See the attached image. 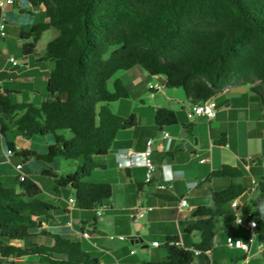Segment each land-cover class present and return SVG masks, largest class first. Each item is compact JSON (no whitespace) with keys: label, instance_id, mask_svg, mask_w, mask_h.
I'll return each instance as SVG.
<instances>
[{"label":"trees","instance_id":"1","mask_svg":"<svg viewBox=\"0 0 264 264\" xmlns=\"http://www.w3.org/2000/svg\"><path fill=\"white\" fill-rule=\"evenodd\" d=\"M30 2L45 5L48 21L20 34L22 53L52 66L48 96L40 105L13 103L12 92L0 91V133L7 148L24 161L82 158L84 163L73 174L59 175L52 169L42 172L54 180L55 195L72 189L81 210H97L112 197L110 183L85 179L103 167L117 134L138 124L135 114L126 118L112 109L114 103L130 97L120 80L110 90L109 82L116 73L139 66L152 77L164 76L166 87L182 89L192 105L212 99L225 87L249 85L264 108V0ZM49 30L57 35L38 55V42ZM154 122L163 130L177 125L179 119L174 110L160 108ZM12 128L25 139L52 134L54 143L45 155L17 151L8 139ZM193 128V123L186 125L190 133ZM64 131H69L71 138ZM211 176L232 182L213 193L210 205L193 213L195 221L185 232L198 233L200 243L187 250L178 236L167 237L166 259L142 264H194L195 251L214 249L225 206L241 198L246 189L237 182L243 177L239 169L224 166ZM16 185L19 191L0 181V264H19V260L30 258L38 264H103L80 242L43 229L38 219L49 217L57 208L40 199L38 183L29 178L21 182L16 177ZM258 191L264 194V177L258 182ZM250 217L257 219L262 235L264 208Z\"/></svg>","mask_w":264,"mask_h":264},{"label":"crops","instance_id":"2","mask_svg":"<svg viewBox=\"0 0 264 264\" xmlns=\"http://www.w3.org/2000/svg\"><path fill=\"white\" fill-rule=\"evenodd\" d=\"M24 1L16 0L13 6L1 12L7 22V37L0 40V91L1 93L12 92L11 98L14 95L25 94L27 89L33 95H37L38 87H48L49 74L52 69L48 63L37 60L35 55L23 56L22 61H18L19 65L16 67L9 62V58L13 57L11 54L13 46L8 40L10 29L15 30L20 36L32 26L48 21L44 4L35 5L28 0L30 7L23 8ZM15 8H18L20 14L19 23L10 22V15L16 18ZM23 43L22 41L19 44L21 50ZM43 53L44 51L38 52V55ZM179 90L176 89V92ZM212 99L218 107L217 117L213 121L203 118L191 121L188 112L193 105L186 95L185 99L177 95L167 96L168 102L181 105L180 110L172 105L170 107L157 106L148 116L144 113L135 114L138 118L137 126L125 133L117 134L110 153L103 160V167L95 170L102 173L104 182L101 183L112 185V197L97 210L88 211L78 207L75 193L71 194L62 190L59 196L55 193L48 194L51 200L45 202L53 204L57 210L49 217L38 219L43 229L80 242L85 251L98 258L103 264H142L145 261L165 260L166 250L165 253L157 254L156 258L150 256L149 239L154 232L165 240L167 237L178 236L181 246L192 250L196 244L200 243L198 233L186 234L185 232L187 226L195 221L193 213L201 206L210 205L213 193L226 189L232 182L230 178L212 177L211 174L224 166L239 169L243 177L237 182L246 189L241 198H247L250 202L253 196L260 193L258 182L264 177V108L260 98L252 92L251 86L237 85L222 91ZM160 108L174 110L179 123L163 130L160 129L154 122L155 112ZM2 114L3 109L0 108V115ZM190 123L194 124L192 133L187 130L184 138H181L182 131L186 130V125ZM140 129L142 131L138 135ZM14 130L17 135L12 142L16 150H33L30 142H24L27 139L23 138L15 128L11 129V131ZM161 131L168 133L172 139L170 150L165 149L168 142L163 143ZM131 133L134 135L131 136ZM195 138L198 139L197 145H195ZM149 140L154 142L152 161L156 170L163 169V174L147 184L144 159ZM186 144H191L192 150H187ZM8 150L1 145L0 181L5 186L12 179L16 181L17 172L14 165L19 163H14L13 159L17 158L16 155L12 163L7 162ZM9 164L14 167L13 172L9 171ZM48 169L59 174L54 168ZM23 173L29 178L24 169ZM161 184L167 185L168 188L160 190L159 185ZM241 198L237 199L240 214L246 209L245 205H241ZM71 199L75 202L70 203ZM182 199L187 201L188 207L180 209L178 204ZM259 208H264V203L260 206H253L249 212H246V216L256 212ZM231 209L235 212L232 206ZM98 212L101 215H98ZM227 217L228 213L225 210L220 223L221 230L227 229L225 242L228 236L243 240L237 228L225 220ZM233 220L235 221V216ZM85 234H89L90 238L87 239ZM119 236H124L131 244L132 239L140 240L139 249L144 254L143 258L133 259L137 253L129 248V241L111 239V237ZM46 242V240H40V243ZM154 242L157 240H152V247L160 249L161 244L158 242L160 246L155 247ZM18 245L23 246L24 244L19 243ZM231 250H235L237 254L227 258V261L230 264H236L243 257V252L236 249ZM251 252L252 257L249 264L253 262L264 264V255L260 252L259 244H254ZM213 254L214 249L196 256L194 264H214ZM30 259L37 261L34 258ZM30 259H21L18 263L26 264Z\"/></svg>","mask_w":264,"mask_h":264},{"label":"rangeland","instance_id":"3","mask_svg":"<svg viewBox=\"0 0 264 264\" xmlns=\"http://www.w3.org/2000/svg\"><path fill=\"white\" fill-rule=\"evenodd\" d=\"M23 8H29L28 0H25L22 5ZM14 15L16 18H14L13 15H10V22L12 23H19L20 18L19 17V11L18 8H15ZM28 18V17H26ZM25 18V19H26ZM24 20H22L23 22ZM39 21V20H38ZM57 35V32L55 30H49L45 32L41 38V40L38 42V52H43L45 50L46 45ZM8 40L12 44V56L15 57L18 61H22L23 59V53L22 50L19 47V44L23 41L20 36L18 35L15 30L10 29L8 32ZM120 80L123 82V84L127 87L130 97L128 99L120 100L113 105V110L115 113L120 112V114L126 118H129L131 114H137L140 115L141 113H144L146 116L149 115V113L156 108L157 106L162 107H170L171 105L177 108L178 110L181 109V105H178L174 102H168L167 96H181L185 99V92L180 89L176 92V90L170 89V88H159L154 77L149 75L145 70H143L141 67L137 66L129 71H120L116 73L113 78L109 82V88L113 91L114 89V83L115 81ZM38 93L37 95H33L32 92L27 89L25 94L23 95H14L12 97L13 102L17 103H23V102H31L36 105H40L48 96V87H38ZM165 93V94H164ZM169 127V126H168ZM129 130H123L120 131L122 133H125ZM142 130L140 129L138 132V135L140 134ZM63 134L67 138H71V133L69 131H64ZM17 132L10 131L8 132V139L10 141H14L16 138ZM129 135V134H128ZM134 135L131 133V136ZM27 141L30 142L32 145L33 151H37L39 154L45 155L48 153L49 146L54 143V136L52 134L46 135V136H40L36 135L33 136L31 139L24 140V142L27 143ZM1 145L3 147L7 148V144L5 139L2 137L0 133V149ZM14 160V163L19 162L23 164L25 172L28 174L29 179L34 180L36 183H39L41 188L43 189L40 199L43 201L51 200L50 197H48V194H54V187L55 183L54 180L44 175L42 172L43 170H46L48 168H54L58 170L60 175H68L73 174L77 171L78 167L81 166L84 161L82 158L78 160H66L64 158H58L53 163H45L41 161H37L35 159H31L29 161H24L23 158L17 157ZM8 166L9 171H14V167H12L11 164ZM259 180V177H258ZM85 181L88 182H95V183H101L104 182L102 173L94 172L91 177L86 178ZM7 186H14L18 189L19 187L16 185V181L14 179L11 180V182L6 183ZM66 190V192L73 194L74 191L70 188L63 189ZM68 196V195H67ZM241 205H245L246 209L243 213L241 211V216H246V212H249L253 206L256 205H262L264 203V195L261 193H257L255 196L252 197V201L250 202L247 200V198H241L240 199ZM225 210L228 213V217L225 219L227 222H230V225H234L238 232H240V237L243 240H246L248 237V233L245 232L240 226L235 224L234 216L235 212L232 211L230 204H227L225 206ZM53 213V212H52ZM234 221V222H233ZM131 233H133L132 228ZM226 230H219L218 237L216 239V243L214 246V254H213V262L214 264H230V262L227 261V258L230 256H234L237 254L235 250L228 249L224 242H225V236H226ZM157 232L153 233V236H150L149 239V249H150V256L153 258H156L157 254L165 253V239L161 237L160 235L156 234ZM132 236V235H131ZM155 239L157 242L161 244L160 249H154L152 247V240ZM36 242L38 241V238L35 239ZM127 241H129L127 239ZM129 248L131 250H134V252L137 253L136 256H134V260H140L143 258V255L140 251V249L133 246L130 241L128 242ZM26 264H38V261L35 260H28ZM251 264H257L256 262H253Z\"/></svg>","mask_w":264,"mask_h":264},{"label":"built area","instance_id":"4","mask_svg":"<svg viewBox=\"0 0 264 264\" xmlns=\"http://www.w3.org/2000/svg\"><path fill=\"white\" fill-rule=\"evenodd\" d=\"M16 0H0V10L1 12L8 7H11L15 4ZM7 37V22L6 20L2 17L0 14V40H3ZM9 62L14 66H18L19 62L16 58L11 57L9 58ZM0 86H1V81H0ZM231 86L225 87L223 91L228 90ZM217 112H218V107L217 103L213 100L210 99L208 101H205L200 104L193 105L189 112H188V117L191 121L203 118L208 121H213L217 117ZM162 140L163 143H167L166 150H170L171 148V143L172 139L170 138L169 134L166 132L162 133ZM154 145L153 140H149L147 142V150L145 151V159H144V165L147 169L146 173V179L145 182L147 184H150L155 178H156V167L154 162L152 161V154L154 152L152 146ZM16 154L8 150L6 153V160L8 163H12V159L14 158ZM15 170L17 172V177L21 182L25 181L27 178L26 175L23 173L24 166L21 163L15 164L14 165ZM168 188L167 185L161 184L159 185L160 190H166ZM75 201L73 199L70 200V203H74ZM179 208L183 209L188 207V203L185 199H182L179 202ZM232 208L235 210V224L244 228L247 233L248 237L246 240H241V239H236L232 236H228L226 238V245L227 247L231 249H236L240 250L243 252V257L238 260L236 264H249V260L252 257V246L254 244H259V249L260 252L264 255V232L261 235L258 230V221L255 218H251V215H247L245 217L241 216L239 213V203L237 200L233 201L231 203ZM98 215H101L100 212H98ZM87 239L90 238L89 234L84 235ZM112 240L118 239L119 241H126L127 239L124 236H119V237H111ZM153 246L159 247L158 242H154ZM202 254L201 251H195V255L198 256Z\"/></svg>","mask_w":264,"mask_h":264},{"label":"water","instance_id":"5","mask_svg":"<svg viewBox=\"0 0 264 264\" xmlns=\"http://www.w3.org/2000/svg\"><path fill=\"white\" fill-rule=\"evenodd\" d=\"M154 79H155V81H156V83H157L159 88L166 87V85H167V78L166 77H164V76H155ZM174 89L176 90L177 88H174ZM100 112H101V103H98V105H97V113L99 114ZM161 132L163 133L164 131H161ZM186 133H187V130H183L180 137L184 138V135ZM197 141H198V139L195 138V145H197ZM185 148L187 150H192L193 146L191 144H186ZM193 153H196V151H193ZM162 174H163V169L159 168L156 171V177L157 176H162ZM139 242H140V240H138V239H132V244L136 245V247L138 249L141 247V244Z\"/></svg>","mask_w":264,"mask_h":264}]
</instances>
